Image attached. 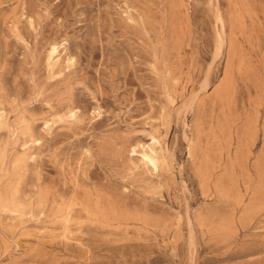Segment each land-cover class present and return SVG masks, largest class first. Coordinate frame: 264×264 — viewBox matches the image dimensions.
Here are the masks:
<instances>
[{"label":"rangeland","instance_id":"obj_1","mask_svg":"<svg viewBox=\"0 0 264 264\" xmlns=\"http://www.w3.org/2000/svg\"><path fill=\"white\" fill-rule=\"evenodd\" d=\"M0 264H264V0H0Z\"/></svg>","mask_w":264,"mask_h":264},{"label":"bare ground","instance_id":"obj_2","mask_svg":"<svg viewBox=\"0 0 264 264\" xmlns=\"http://www.w3.org/2000/svg\"><path fill=\"white\" fill-rule=\"evenodd\" d=\"M217 21L220 23L221 25V33L217 39V43H216V50H215V58L219 57L222 52H223V48L225 46L226 43V39H225V23H224V18L222 16V14L220 12L217 13L216 16ZM60 47L61 45L57 42H53L50 45V49L48 50V58L50 63H57L60 59H62V54L60 51ZM73 58L71 56L68 57V60L71 61ZM208 80L205 79V81L202 83V87L207 88L208 85ZM194 103V99H192L189 103L185 104L184 106H182V108L180 109V113L181 112H188V110L192 107ZM182 114V113H181ZM180 114V115H181ZM186 114V113H185ZM158 143V139L156 137H153V142L151 144H149L148 146H143L144 150L143 152H141V156H142V161L149 165L150 163L153 164L154 166L157 165V157H156V151L154 149V147L156 146V144ZM137 145H133L132 146V152L134 154L137 153ZM193 240V239H192Z\"/></svg>","mask_w":264,"mask_h":264}]
</instances>
